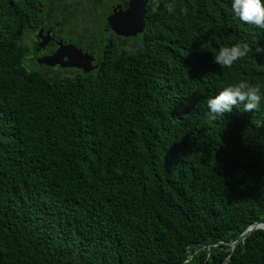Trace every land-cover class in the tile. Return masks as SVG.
I'll list each match as a JSON object with an SVG mask.
<instances>
[{
  "label": "trees",
  "instance_id": "1",
  "mask_svg": "<svg viewBox=\"0 0 264 264\" xmlns=\"http://www.w3.org/2000/svg\"><path fill=\"white\" fill-rule=\"evenodd\" d=\"M40 3L0 0V264H264V230L231 250L264 223V99L207 106L241 80L264 93V29L232 0H150L139 49L50 76L25 63Z\"/></svg>",
  "mask_w": 264,
  "mask_h": 264
},
{
  "label": "flooded vegetation",
  "instance_id": "2",
  "mask_svg": "<svg viewBox=\"0 0 264 264\" xmlns=\"http://www.w3.org/2000/svg\"><path fill=\"white\" fill-rule=\"evenodd\" d=\"M149 1L41 0L36 24L23 35L25 63L50 76L92 74L112 57L140 48ZM132 3L134 10L128 12ZM141 18L142 31L130 35V25Z\"/></svg>",
  "mask_w": 264,
  "mask_h": 264
},
{
  "label": "clouds",
  "instance_id": "3",
  "mask_svg": "<svg viewBox=\"0 0 264 264\" xmlns=\"http://www.w3.org/2000/svg\"><path fill=\"white\" fill-rule=\"evenodd\" d=\"M169 11H174V3L166 5ZM231 9L241 22L264 29V0H232ZM183 14L188 13L187 7L181 9ZM252 48L248 43L238 42L229 47H222L214 56L215 62L223 68H231L237 61L246 58ZM257 52L264 51L257 47ZM260 84H253L241 80L223 88L217 95L207 100L209 116L216 119L225 113H231L233 106L243 104V110L253 112L258 109L264 93ZM259 126V122H258Z\"/></svg>",
  "mask_w": 264,
  "mask_h": 264
},
{
  "label": "water",
  "instance_id": "4",
  "mask_svg": "<svg viewBox=\"0 0 264 264\" xmlns=\"http://www.w3.org/2000/svg\"><path fill=\"white\" fill-rule=\"evenodd\" d=\"M133 6H134V3L130 4V9L128 12H130L132 9L134 10ZM140 11H142V10H140ZM141 15H142V12L140 13L139 17H141ZM139 20H140V22H138V23L136 22L137 24L134 23L133 25H130V27H129L130 35H136V33H140L142 31V29L144 27L143 20H142V18ZM46 64L50 65V66L55 65V63H48V62ZM89 64H90V61H89ZM88 71L89 70H85V72H88ZM258 226H259V228H258ZM258 229L264 230V223H255L254 225L248 227L245 230V232L242 233L239 236V238L231 244V250L233 251L235 249V247L237 246V244L243 242L254 230H258Z\"/></svg>",
  "mask_w": 264,
  "mask_h": 264
},
{
  "label": "bare ground",
  "instance_id": "5",
  "mask_svg": "<svg viewBox=\"0 0 264 264\" xmlns=\"http://www.w3.org/2000/svg\"><path fill=\"white\" fill-rule=\"evenodd\" d=\"M258 228H259V226H258Z\"/></svg>",
  "mask_w": 264,
  "mask_h": 264
}]
</instances>
